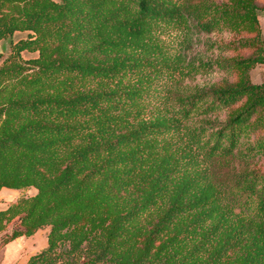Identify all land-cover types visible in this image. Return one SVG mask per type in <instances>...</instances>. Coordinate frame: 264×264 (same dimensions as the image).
<instances>
[{
  "label": "trees",
  "instance_id": "obj_1",
  "mask_svg": "<svg viewBox=\"0 0 264 264\" xmlns=\"http://www.w3.org/2000/svg\"><path fill=\"white\" fill-rule=\"evenodd\" d=\"M262 14V0H0V190H36L0 210V249L48 227L25 264H264ZM162 26L182 31L189 72L221 78L152 111Z\"/></svg>",
  "mask_w": 264,
  "mask_h": 264
},
{
  "label": "rangeland",
  "instance_id": "obj_2",
  "mask_svg": "<svg viewBox=\"0 0 264 264\" xmlns=\"http://www.w3.org/2000/svg\"><path fill=\"white\" fill-rule=\"evenodd\" d=\"M264 2V0H262ZM22 32H15L13 40L24 37ZM153 37L158 45V52L156 61L162 67V72L153 77L148 86V100L150 102L151 110L155 111L157 108L170 107L171 99L173 98L172 91L177 86H189L196 83L213 82L219 80L221 75L214 73L213 75H201L189 72L183 59H186L184 54V41L182 31L174 26H162L156 28L153 32ZM9 42L7 40L0 41V53L7 56L9 53ZM34 53H24V57H32ZM214 56V55H212ZM181 58V60H179ZM179 60V62L177 61ZM167 68V69H166ZM157 107V108H156ZM5 192V193H3ZM34 188L13 190L2 188L0 190V210L5 209L9 204L21 196H31L35 194ZM5 194V195H3ZM9 194V195H8ZM11 225L8 224L6 228L0 232V238L9 233ZM49 228L44 227L38 230L31 236H22L14 241L6 244L0 249V264H25L31 255L41 251L47 245V234Z\"/></svg>",
  "mask_w": 264,
  "mask_h": 264
},
{
  "label": "crops",
  "instance_id": "obj_3",
  "mask_svg": "<svg viewBox=\"0 0 264 264\" xmlns=\"http://www.w3.org/2000/svg\"><path fill=\"white\" fill-rule=\"evenodd\" d=\"M258 19H259V24L261 26L262 36L264 39V14L260 15ZM250 78H251V81L255 84L264 83V64H257L250 71ZM3 193H5V192H3ZM3 195H5V194H3Z\"/></svg>",
  "mask_w": 264,
  "mask_h": 264
}]
</instances>
